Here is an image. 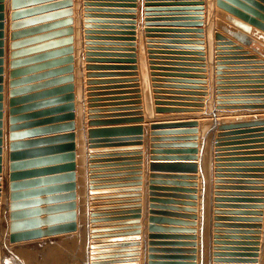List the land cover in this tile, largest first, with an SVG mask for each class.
Returning a JSON list of instances; mask_svg holds the SVG:
<instances>
[{
  "label": "water",
  "instance_id": "water-1",
  "mask_svg": "<svg viewBox=\"0 0 264 264\" xmlns=\"http://www.w3.org/2000/svg\"><path fill=\"white\" fill-rule=\"evenodd\" d=\"M124 1V0H117ZM135 1V0H134ZM149 1V0H147ZM21 0H13V6L16 7ZM71 2V0H69ZM197 5V7L190 8L188 5ZM204 4L203 0L199 1H185L178 0L172 3H157L150 4L146 3L145 10L146 15H152L149 13L151 10H173L171 7H157L152 8L149 6H177L175 10H187V9H199L202 10ZM85 38H86V58L85 60L89 63L84 65V48H83V28H82V0H75V89H76V105H75V94L74 90V75L70 73L66 77L54 79L53 82L61 83L68 81L66 85L58 86L52 89V92L64 91L63 95L53 97L45 102H62L61 105L52 107L46 111H63L66 113L56 115L52 119H65L70 120L61 125H55L54 128H63L68 130L66 133L59 135L38 137L32 139L18 140L17 137L20 134L16 132V128L22 126H31L36 122H42L47 119H41L36 121H26L22 124H17L16 121L23 117H29L38 113L46 111H38L36 113H28L21 115H14L18 111H21V106L16 105L18 99L14 97L18 90L11 89V125H10V194H9V144H8V59H9V28L6 27V50H5V111H4V162H3V188L1 198V209H0V264H123L128 260L135 261L133 259H121L123 256H133L138 253H121L123 249L116 251H109L107 248L109 242L104 239L110 236L108 232L110 229L101 227L98 225V221L107 220L104 217L108 213L98 211L101 209L91 208L89 209V200L94 201L99 198H106L109 196L98 195L95 185L99 182L96 178L100 177L96 172H99L98 167L105 166L99 162L95 157H98L95 152L98 151L97 147L100 146H116L120 142H129L124 140H136L135 143H140L142 139V125H129L121 127H90L87 130L86 121V103H85V68L87 70L106 68V69H136V65L125 66L115 64H104L98 65L96 63H90L94 61L104 62H135V59L121 60L113 59H96L98 54L91 51L95 48L90 47L89 44H99L91 40L103 39V40H122L124 37H114L116 35H109L106 37L95 36V33L102 34H128L124 32H96L90 28L97 26L91 25L92 22H106L123 24L129 23L121 20H95L93 17H114L122 18L127 17L124 15L117 14H93L92 11H108V12H124L120 9H107V10H96L93 9L89 0H85ZM51 6V5H49ZM108 6H125L121 3L108 4ZM217 6V22L220 23L219 27L225 32L232 35L238 43L228 39L226 35L220 31H216L214 38L216 40V108H264V79L256 80H236V81H225L222 74H225L223 69L225 68H264V61L257 59V55L250 54L248 50H244L242 44L252 47L257 53H262L261 49L256 47L255 38L264 40V33L258 29L264 31V0H216ZM47 7V6H46ZM2 9V5H0ZM33 9H27L26 12L32 11ZM69 13L71 9L68 10ZM227 12V13H226ZM19 13H12V19H18ZM179 14H191V13H179ZM194 14V13H193ZM2 16V14L0 15ZM221 19H224L228 23L234 25L237 29H234L224 23H221ZM146 24H151V19L146 17ZM169 20V19H161ZM177 23H172L178 26H197L198 29H202L204 21L201 17H188L184 16L177 18ZM219 20V21H218ZM71 21V19H69ZM16 22L12 23L13 28L16 26ZM167 24V23H158ZM2 26V23H0ZM103 28H125L122 26H107ZM148 30V28H147ZM70 34L72 28L66 29ZM243 31V32H242ZM2 33H0L1 35ZM17 33L12 34V48L13 50L18 46L20 42L17 41ZM134 34V33H132ZM253 37H249L248 35ZM121 36V35H117ZM134 40V38H131ZM72 40V37H69ZM224 40V41H222ZM148 42H155L148 40ZM157 42V41H156ZM160 42V41H158ZM175 43H187L185 41H167ZM2 41L0 42V44ZM196 44H202L203 41L190 42ZM103 44H115V43H103ZM223 44H232V47L224 48ZM238 44V45H237ZM132 45H135L134 43ZM150 48L157 47L148 43ZM159 47V46H158ZM172 48V47H170ZM173 48H193L202 50V45L195 47H173ZM68 49V48H67ZM72 49V47H69ZM232 49L233 52L224 53L221 50ZM236 49V50H235ZM243 49V50H242ZM109 50H114L109 48ZM134 50V49H133ZM241 50V51H240ZM1 52V51H0ZM150 58H156L152 55L154 49H149ZM161 52V51H157ZM177 54H188L181 52H174ZM204 55L202 51L197 53ZM222 54H248L247 56L239 55L238 57H224ZM105 56H135L133 55H116L112 53L103 54ZM14 60L16 58V52L11 53ZM100 56V55H99ZM229 58H250L248 60L230 62L226 59ZM67 59L72 61V56ZM204 60V57L200 58ZM1 61V60H0ZM18 61H13L12 64ZM150 62H153L152 60ZM248 64L255 63L254 65H239L236 67H226L225 64ZM15 68V67H14ZM73 65L70 64L67 67L60 69L62 71L72 72ZM152 69H160L158 67L151 66ZM2 69L0 68V71ZM180 70V69H177ZM18 71H12L15 74ZM55 72V71H53ZM107 73H97L96 71H87L86 83L88 90H94L95 85L100 82H118L127 79H96L95 76H114L122 74H136L135 73H122L121 71H105ZM252 73L259 72L261 75L256 76H240L230 78H264V69H258L257 71H235L231 73ZM151 79L154 81L162 80L159 75V71H151ZM175 76H184V79H173L179 82H196L205 83L207 82L205 75L203 74H174ZM139 78L134 77L137 81ZM1 80V76H0ZM16 81L12 80L11 85L17 86ZM154 84L157 85L155 82ZM225 84H238V85H225ZM138 86V85H135ZM225 88H240L234 93H242V95L236 96H225ZM252 88V89H251ZM1 89V86H0ZM158 89H154L155 92ZM131 92H139L136 89ZM257 93V94H249ZM111 94V93H109ZM196 94V93H194ZM204 94V93H201ZM246 94V95H245ZM87 106H88V124L90 126L99 124H112L117 122L126 121H138L142 120L143 117L140 115L142 111L130 113L135 115L133 117H110L106 119H98L99 117L109 116H121L114 114L101 115L100 111L103 110H116V109H95V106H100L96 102L99 100H117L122 98H139L140 94L133 97H108L100 99L96 97L98 93L95 91H88L87 93ZM155 103H160L158 98L161 96L157 93L154 94ZM1 98V94H0ZM180 98V97H179ZM182 98V97H181ZM231 98V99H228ZM194 100V99H193ZM195 100H202V97L196 98ZM41 103V102H40ZM39 103V104H40ZM43 103V102H42ZM133 104L141 103L138 99L132 102ZM124 104L121 102L107 103L105 105H117ZM184 104V103H177ZM186 105V104H185ZM188 105V104H187ZM191 105H199L202 103H196ZM1 107V104H0ZM76 107V115H75ZM141 105L131 107L130 109H141ZM180 109V107H163L156 106L155 110H174ZM0 111V117H1ZM215 115V114H214ZM76 116V125H75ZM1 124V123H0ZM199 124V129H198ZM164 127H179L180 129H173L172 134H185L176 135L173 140H181L173 143V149L170 150L172 153L187 152L191 153L184 156L166 157L170 159H192L196 161H178L171 163H152V167H173L179 169H191L193 172H197L199 169V231L196 227L198 221V214L196 205L198 204V178L197 174L190 176L179 175L175 178H187L191 181H180L177 183L185 186L191 184L193 189H184L179 187L177 190L183 192H191L190 195L184 197L190 198L191 201H175L179 204L191 205L192 207H183L179 210L190 211L193 213L179 214L180 218L168 219L172 220L173 224L178 226L166 227L167 230H173V235L167 238H172L168 242H159L153 238H160V233H154L155 230L164 229L160 225L153 223L155 220H162L163 217L151 215L150 216V248L148 255V264H255L246 263L253 262L255 260L256 250L260 243L261 228L262 231V242H261V253H260V264H264V118H255L252 120H241L236 122H225L219 120L218 117L203 118L198 120L180 121L172 123H152V129L164 128ZM50 128V127H49ZM76 128V131H74ZM236 131H226L233 130ZM46 129H28L24 133H35ZM199 131V135H198ZM132 134V137H120L123 135ZM153 135L159 134V132L153 131ZM233 134H242L241 136L232 137ZM199 138V141H198ZM152 140H156L155 137ZM239 140V141H236ZM77 141V144H76ZM102 142H112L108 145H103ZM115 142V143H114ZM1 143V139H0ZM53 144V145H48ZM234 144H242L236 146H230ZM42 146L40 148H33L34 146ZM87 146H88V157H87ZM199 146V147H198ZM152 153L157 151L158 145L152 143ZM182 147L183 149H176ZM77 148V152H76ZM185 148V149H184ZM255 148V149H252ZM199 150V155H198ZM229 150V151H228ZM230 150H241V151H230ZM51 152L53 155H48ZM169 152V150H167ZM1 153V149H0ZM33 153H44L39 158H28L21 159V157L31 156ZM152 155V159L161 158ZM77 158V164H76ZM88 158H90L88 160ZM21 159V160H20ZM215 160V163H214ZM89 161V164H88ZM59 163L52 168H44L43 170L58 171L57 175L51 177H44V179L35 180V185L61 183L57 188V192L60 193L57 197L60 200H65L62 203L53 207H45L44 209H31V198L34 194L24 189L30 188L29 181L20 180L22 175L28 174L27 172L18 171L22 168H27L33 165ZM214 167V169H213ZM77 168V172H76ZM89 168V169H88ZM148 168H149V123H144V176H143V231H142V254L141 263L147 264V238H148ZM1 170V166H0ZM213 171H214V182L215 191L213 198ZM89 173V175H88ZM113 176V175H108ZM78 177V185L77 179ZM151 183L154 184L155 175H151ZM89 178V180H88ZM225 182V183H222ZM88 183H89V199H88ZM227 184V185H226ZM77 186H78V211H77ZM152 185V189H154ZM181 188V189H180ZM220 188H229L230 190H224ZM47 194V192H44ZM152 196L153 193H152ZM214 199V209H213ZM10 200V202H9ZM154 201V197L151 199ZM169 201V200H168ZM95 204V203H92ZM153 207V205H152ZM178 208V207H176ZM53 210L57 212L59 210L67 209V213L64 215H58L51 219L38 218L31 219L33 216L41 213L42 210ZM136 212V211H135ZM153 214L154 211H151ZM65 218H62V217ZM78 217V220H77ZM191 218V219H185ZM45 225V227H42ZM105 226V225H104ZM166 230V229H165ZM198 231V233H197ZM165 243L172 247L164 252L167 253H156L158 247L156 244ZM121 246H126L122 244ZM170 248V249H169ZM115 252V253H111ZM252 256V257H248ZM136 264V263H132Z\"/></svg>",
  "mask_w": 264,
  "mask_h": 264
},
{
  "label": "crops",
  "instance_id": "crops-1",
  "mask_svg": "<svg viewBox=\"0 0 264 264\" xmlns=\"http://www.w3.org/2000/svg\"><path fill=\"white\" fill-rule=\"evenodd\" d=\"M91 3L96 4L92 5L93 9L96 10H107V9H120L124 12H108V11H92L93 14H117L124 15L127 17L114 18V17H93L95 20H121L127 21L129 23L116 24V23H106V22H92L91 25L97 26L95 28H90L92 31L96 32H124L128 34H102L95 33L93 35L106 37L109 35H116L114 37H124L126 39L122 40H103L95 39L91 40L99 44H89L90 47L95 49L91 50L94 53H97L96 59H109L108 57H113V59L129 60L135 59V62H104V61H94L90 63H96L98 65L104 64H115V65H125L131 66L136 65V69H106V68H97L87 70L85 68V103H86V121H87V130L90 127H121L129 125H142V139L140 143H135L136 140H124L129 142H120L116 146H100L97 149L100 152H95L98 157H95L99 162L105 166L98 167L96 169L99 172H96L100 177L96 179L99 181L95 185L98 188H95L94 191L99 193L98 195H106L109 197L99 198L94 201L89 200V209L97 208L108 213L104 217L107 220L98 221V225L101 227L110 229L108 233L110 236L105 237L109 242H105L108 246L107 250L116 251L123 249L121 253H138L133 256H123L121 259H133L137 260L126 262H121L123 264H140L141 263V254H142V231H143V176H144V123H149V168H148V238H147V264H148V255L150 253V216L155 215L163 217L162 220H155L153 223L165 227L164 229L155 230L154 233H160L162 235L160 238H153L159 242H168L172 238H167L170 235H173V230H167L166 227L178 226L173 224L168 219L180 218L179 214L193 213L190 211L179 210L183 207H192L191 205L179 204L175 201H191L190 198L184 197L190 195L191 192H183L177 190L179 187H184V189H193L191 184H186L183 186L180 181H191L187 178H175L179 175L190 176L192 174H197L198 185V204L197 207V229L199 231V169L197 172H193L191 169H177L173 167H152V163H171L178 161H196L192 159H170L166 157L184 156L191 153L187 152H177L176 154L172 153L173 143L181 140H173L176 135H185V134H172L173 129H180L179 127H164L158 129H152V123H172L180 121H190V120H200L203 118H213L218 117L219 120L225 122H236L241 120H252L255 118H264V108H216V40L214 34L216 31H220L226 35L228 39L233 40L235 43H240L232 35L225 32L219 27L217 19H220L217 16L216 10V0H203L202 4L203 9H187V10H175L174 5L171 6H149L152 8L157 7H171L173 10H151L150 14L147 16V11L145 10L146 3L157 4V3H172L178 0H89ZM185 1H199V0H185ZM85 0H82V28H83V48H84V65L89 63L85 60L86 38H85ZM121 3L125 6H108V4ZM0 209H1V198H2V188H3V162H4V111H5V50H6V27L9 28V59H8V144H9V194H10V125H11V89H20L17 94L14 96L18 99L16 105L24 107L21 111H18L14 115L36 113L38 111H46L52 107L61 105L62 102H45L52 99L53 97H58L63 95L64 91H58L53 93L52 89L66 85L68 81H63L61 83L53 82L54 79L66 77L70 73L74 75V94H75V105H76V89H75V0H21L19 4L14 8L13 0H0ZM51 5V6H49ZM47 6V7H46ZM188 7L193 8L197 5H188ZM27 9H33L32 11L26 12ZM69 9L71 12L69 13ZM19 13L18 19H12V13ZM179 13H191V14H179ZM194 13V14H193ZM227 13V12H226ZM184 16L188 17H201L204 21V24L201 26L202 29H198L197 26H178L172 23H177V18ZM146 17L151 19H160V20H150L151 24H146ZM71 19V21H69ZM169 19V20H161ZM16 22L15 28H13L12 23ZM219 21V20H218ZM221 23L228 25L234 29H237L234 25L228 23L224 19H221ZM158 23H167L159 24ZM107 26H122L125 28H103ZM69 27L72 28L71 34L66 31ZM148 28V30H147ZM260 32L264 33L263 30L258 29ZM243 32V31H242ZM17 33V41L20 42L18 46L13 50L12 48V34ZM134 33V34H132ZM121 35V36H117ZM248 35V34H247ZM249 37H253L251 34ZM69 37H72V40H69ZM131 38H134L132 40ZM152 40L155 42H148ZM256 47L260 48L262 53H257L252 47L242 44L244 50H248L250 54L257 55V59H262L264 61V40L260 38H255ZM157 41V42H156ZM160 41V42H158ZM167 41H185L187 43H175ZM203 41L202 44L190 43ZM224 41V40H222ZM103 43H115V44H103ZM135 45H132V44ZM148 43H152L157 47L150 48ZM237 44V45H238ZM197 45H202L204 48L201 50L193 48H173V47H195ZM240 45V44H239ZM159 46V47H158ZM72 47V49H69ZM172 47V48H170ZM222 47L229 48L232 47V44H223ZM68 48V49H67ZM109 48L114 50H109ZM134 49V50H133ZM149 49H154L152 55L156 58H150ZM242 49V50H243ZM236 50V49H235ZM16 52V58H12L11 53ZM161 51V52H157ZM202 51L204 55L193 54ZM224 53L233 52L232 49L221 50ZM241 51V50H240ZM174 52H183L188 54H177ZM116 54V55H135V56H105L103 54ZM100 55V56H99ZM238 57L239 55L247 56L248 54H222L224 57ZM69 56H72V61L67 59ZM204 57V60L200 58ZM250 58H229L226 59L230 62L248 60ZM153 62H150V61ZM13 61H18L12 64ZM73 65L72 72L62 71L68 65ZM255 63L248 64H225L226 67H236L239 65H254ZM151 66L158 67L160 69H152ZM15 67V68H14ZM180 69V70H177ZM258 69L264 68H225L223 71L225 74H222L225 78V81H236V80H256L264 78H230V77H240V76H256L261 75L259 72H250V73H231L235 71H257ZM159 71L162 75L159 77L162 80L154 81L151 79V71ZM12 71H18L15 74H12ZM55 71V72H53ZM87 71H96L97 73H107L105 71H121L122 73H135L136 74H122L114 76H95L96 79H127L121 80L118 82H100L95 85L94 90H88L86 83ZM174 74H203L207 82L205 83H196V82H179L174 81L173 79H184V76H175ZM138 77L137 81L128 80ZM16 81L17 86H12L11 81ZM157 83L154 84V83ZM138 85V86H135ZM225 85H238V84H225ZM136 89H139V92H131ZM154 89H158V92H155ZM240 88H225V96H236L242 95V93H234ZM252 89V88H251ZM88 91H95L98 93L96 97L100 99L108 97H133L140 94L139 98H122L117 100H99L96 103L100 106H95V109H116V110H103L98 113L101 115L106 114H116L121 116H109V117H99L98 119H106L110 117H133L130 113L142 111L140 114L143 119L138 121H126V122H117L112 124H99L90 126L88 124V106H87V93ZM111 93V94H109ZM157 93L161 96L158 98L161 102L155 103L154 94ZM196 93V94H194ZM204 93V94H201ZM257 94V93H249ZM246 95V94H245ZM180 97V98H179ZM182 97V98H181ZM202 97V100H195L196 98ZM140 100L141 103L133 104V101ZM194 99V100H193ZM231 99V98H228ZM41 102V103H40ZM43 102V103H42ZM121 102L124 104L117 105H105L107 103ZM40 103V104H39ZM184 103V104H177ZM196 103H202L199 105H191ZM186 104V105H185ZM188 104V105H187ZM141 105V109H130ZM163 107H180V109L174 110H155L156 106ZM76 115V107H75ZM66 112L63 111H46L43 113H38L31 115L29 117H23L16 121L17 124H22L26 121H36L41 119H47L42 122H36L31 126H20L16 128V132L23 133L20 134L17 139H32L45 136L59 135L61 133H66L68 130H63V128H54L55 125H61L70 120L65 119H52L56 115H60ZM215 114V115H214ZM75 125H76V116H75ZM50 127V128H49ZM199 129V124H198ZM28 129H46L41 130L35 133H24ZM76 131V128L75 130ZM156 131L159 134L153 135L152 132ZM226 131H236L226 130ZM199 135V131H198ZM242 134H233L232 137L241 136ZM134 135L128 134L120 137H132ZM155 137L156 140H152ZM199 141V138H198ZM239 141V140H236ZM112 142H102L103 145H108ZM115 143V142H114ZM152 143L158 145L157 151L155 154L152 153L154 149ZM77 144V141H76ZM53 145V144H48ZM242 144H234L230 146H236ZM42 146H34L33 148H40ZM199 147V146H198ZM176 149H183L178 147ZM185 149V148H184ZM255 149V148H252ZM88 146H87V157H88ZM169 150V152H167ZM229 151V150H228ZM230 151H241V150H230ZM77 152V148H76ZM44 153H33L31 156L21 157V159L28 158H39L42 157ZM48 155H53L49 152ZM152 155H157L152 159ZM199 155V150H198ZM20 159V160H21ZM90 158H88L89 160ZM215 163V160H214ZM59 163L53 162L49 164H40L33 165L27 168H22L18 171L27 172L28 174L22 175L20 180L29 181L30 188L24 189L25 191H30L31 194H34L31 198V209H44L45 207H53L62 203L65 200H60L57 196L63 192H57V187L61 183H52V184H40L35 185L38 179H44V177H51L57 175L58 171L52 170H43L44 168H52L58 165ZM77 164V158H76ZM89 164V161H88ZM89 169V168H88ZM214 169V167H213ZM77 172V168H76ZM154 184L151 183L152 177ZM89 175V173H88ZM113 175V176H108ZM215 176L213 171V198L215 196ZM89 180V178H88ZM78 185V177L76 179ZM225 183V182H222ZM154 185V189H152ZM227 185V184H226ZM181 189V188H180ZM224 190H230L229 188H220ZM89 183H88V199H89ZM44 192H47L44 193ZM152 193L154 196H152ZM154 197V201H152ZM77 211H78V186H77ZM169 200V201H168ZM10 202V200H9ZM95 203V204H92ZM153 205V207H152ZM178 207V208H176ZM213 209H214V199H213ZM51 210H42L41 213H38L33 216V213L30 216L31 219H51L55 216L64 215L67 213V209L59 210L53 212ZM136 211V212H135ZM151 211H154L152 214ZM62 218H65L64 216ZM191 219V218H185ZM78 220V217H77ZM105 225V226H104ZM42 227H45L43 225ZM166 229V230H165ZM197 231V233H198ZM126 246H121L125 244ZM155 247H158L156 253H167L163 249H168L167 247H172L165 243L156 244ZM170 249V248H169ZM115 253V252H111Z\"/></svg>",
  "mask_w": 264,
  "mask_h": 264
},
{
  "label": "bare ground",
  "instance_id": "bare-ground-1",
  "mask_svg": "<svg viewBox=\"0 0 264 264\" xmlns=\"http://www.w3.org/2000/svg\"><path fill=\"white\" fill-rule=\"evenodd\" d=\"M261 233H262V228H261ZM260 238H261V236H260ZM260 243H259V245H258V248H257V254L254 256L255 257V260L253 261V262H251V261H249V262H246V263H255V264H259L260 263ZM248 257H252V256H248Z\"/></svg>",
  "mask_w": 264,
  "mask_h": 264
},
{
  "label": "rangeland",
  "instance_id": "rangeland-1",
  "mask_svg": "<svg viewBox=\"0 0 264 264\" xmlns=\"http://www.w3.org/2000/svg\"><path fill=\"white\" fill-rule=\"evenodd\" d=\"M262 231H263V226H262ZM261 242H262V233H261V238H260V253H261ZM260 255V254H259ZM260 264V263H259Z\"/></svg>",
  "mask_w": 264,
  "mask_h": 264
}]
</instances>
